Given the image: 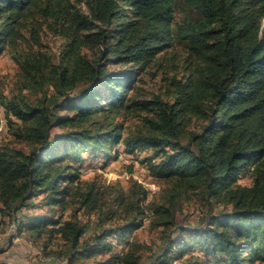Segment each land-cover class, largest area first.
Wrapping results in <instances>:
<instances>
[{
	"label": "trees",
	"instance_id": "obj_1",
	"mask_svg": "<svg viewBox=\"0 0 264 264\" xmlns=\"http://www.w3.org/2000/svg\"><path fill=\"white\" fill-rule=\"evenodd\" d=\"M177 6L185 18L174 25ZM29 18L63 43L57 60L42 49L17 58L21 82L43 95L0 96L24 145L0 140V214L20 233L60 240L71 264L99 255L90 264H143L145 247L131 236L146 217L174 230L150 264L263 262L264 0H0V55ZM177 38L183 76L169 79L166 98L146 99L137 82ZM123 111L145 112L142 127L124 134L114 119ZM120 144L129 155L151 149L143 162L165 184L159 199L146 203L137 179L113 193L82 178V153L117 156ZM248 172L252 182L242 184ZM184 196L207 208L196 224L177 220ZM43 207L72 214L32 212ZM80 212L114 224L84 237Z\"/></svg>",
	"mask_w": 264,
	"mask_h": 264
},
{
	"label": "rangeland",
	"instance_id": "obj_2",
	"mask_svg": "<svg viewBox=\"0 0 264 264\" xmlns=\"http://www.w3.org/2000/svg\"><path fill=\"white\" fill-rule=\"evenodd\" d=\"M196 17V13H194ZM185 18V13L181 10L180 6L176 7L174 25L180 23ZM39 20H41L38 17ZM37 20L29 18L20 27L17 42L14 45H8L5 51L0 55V96L10 98L13 95L25 97L34 101L37 97L43 95L44 91H36L29 87H25L21 82L20 66L18 65L17 58H21L24 54L34 49H42L51 53L54 59L57 60L59 52L62 47L63 39L54 36L52 33L43 29L39 32L32 29L33 24H36ZM39 33L41 42H36L35 33ZM174 45L169 47L165 57L159 59L157 62L151 63L147 70L142 74V80L137 83L145 91L146 99H153L155 97L166 98V89L169 83V79L172 77H182L185 67V57L187 56L186 47L183 44L184 41L179 38L175 39ZM46 90V89H45ZM54 90L51 86L48 89L50 94ZM3 99L0 98V140L9 141L12 140L17 146H24L23 143L15 141L9 130V118L7 116V110L3 104ZM65 113V111H62ZM143 115L136 113H127L123 111L115 114V122L122 123L123 133L127 134L133 132L142 127ZM61 129L56 127L53 132H60ZM25 144V143H24ZM26 145V144H25ZM117 149L118 155L115 156L112 153L111 156H106L102 153L100 156H95L92 149L88 152L81 154V159L77 161L81 175L83 179L96 180L103 188L112 190L113 193L122 188L126 191L129 190L132 181L139 180L145 188L148 190V199H159L163 194L165 184L157 177L151 174L148 165L143 162V157L151 153V149L138 150L133 154H126L122 152L123 146H113L112 150ZM239 181L242 184H251V174L244 173L240 176ZM111 194H108L110 197ZM41 198V197H39ZM37 199L39 201L40 199ZM180 210L177 214V220L179 224L188 225L196 224L202 216H204L207 208L199 202L198 197L192 196L187 198L182 197L180 200ZM220 208H216L219 210ZM27 209H23L18 213L22 215ZM48 208L32 210V212H47ZM50 214L62 215L64 218H68L72 214V208L68 207L64 212L62 210L48 211ZM80 219L86 223V233L84 237L100 231L103 226H113L114 222L106 221L100 223L99 215L93 213L92 215H86L83 212L78 213ZM174 234V230H165L162 226L154 227L150 224V217H146L143 227L138 229L131 237L138 239L145 247L143 264L151 263V256L161 250L166 234ZM48 233L43 234L41 237L31 236L28 231H22L21 233L17 229V224L8 215L0 214V249L4 250L0 253V264H69L70 261L65 255H60L61 246L60 240L54 239V244L49 245L47 243ZM114 244L118 245L121 250L125 248L127 244L118 242L116 237H109ZM64 250V249H62ZM108 256V253L104 254ZM100 259L101 255L93 257ZM93 258L84 260L85 258L78 259L72 264H83L84 262L92 263ZM170 262V261H169ZM172 264H177L178 260H171ZM167 264V263H166ZM212 264L215 261L212 260ZM222 264V263H219ZM255 264H264L263 262H257Z\"/></svg>",
	"mask_w": 264,
	"mask_h": 264
},
{
	"label": "built area",
	"instance_id": "obj_3",
	"mask_svg": "<svg viewBox=\"0 0 264 264\" xmlns=\"http://www.w3.org/2000/svg\"><path fill=\"white\" fill-rule=\"evenodd\" d=\"M66 264H69L68 262ZM168 264H172V262L170 261Z\"/></svg>",
	"mask_w": 264,
	"mask_h": 264
}]
</instances>
